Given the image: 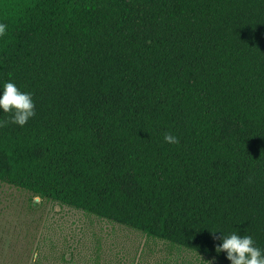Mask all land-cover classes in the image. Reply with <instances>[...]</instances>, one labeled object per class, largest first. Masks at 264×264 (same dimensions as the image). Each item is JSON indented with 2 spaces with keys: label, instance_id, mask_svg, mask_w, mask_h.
Segmentation results:
<instances>
[{
  "label": "trees",
  "instance_id": "trees-1",
  "mask_svg": "<svg viewBox=\"0 0 264 264\" xmlns=\"http://www.w3.org/2000/svg\"><path fill=\"white\" fill-rule=\"evenodd\" d=\"M0 23L36 112L0 127V183L226 264L211 230L264 248V0H0Z\"/></svg>",
  "mask_w": 264,
  "mask_h": 264
},
{
  "label": "rangeland",
  "instance_id": "rangeland-1",
  "mask_svg": "<svg viewBox=\"0 0 264 264\" xmlns=\"http://www.w3.org/2000/svg\"><path fill=\"white\" fill-rule=\"evenodd\" d=\"M226 264L0 183V264Z\"/></svg>",
  "mask_w": 264,
  "mask_h": 264
},
{
  "label": "clouds",
  "instance_id": "clouds-1",
  "mask_svg": "<svg viewBox=\"0 0 264 264\" xmlns=\"http://www.w3.org/2000/svg\"><path fill=\"white\" fill-rule=\"evenodd\" d=\"M7 29V24L0 23V37L6 35ZM0 113L8 114L0 120V127L7 124L23 127L36 115L32 93L22 91L11 79L3 81L0 83ZM163 139L169 144L179 142L178 137L171 133H165ZM211 232L213 239L217 238V232L220 233V243L215 246V252L224 253L230 264H264V248L258 247L251 235H241L238 231L225 234L219 229Z\"/></svg>",
  "mask_w": 264,
  "mask_h": 264
},
{
  "label": "water",
  "instance_id": "water-1",
  "mask_svg": "<svg viewBox=\"0 0 264 264\" xmlns=\"http://www.w3.org/2000/svg\"><path fill=\"white\" fill-rule=\"evenodd\" d=\"M40 198L39 197H37V200H39Z\"/></svg>",
  "mask_w": 264,
  "mask_h": 264
}]
</instances>
